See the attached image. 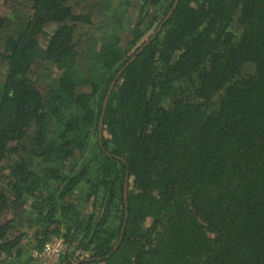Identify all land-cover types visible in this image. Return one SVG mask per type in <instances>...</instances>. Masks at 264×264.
I'll list each match as a JSON object with an SVG mask.
<instances>
[{"label":"trees","instance_id":"1","mask_svg":"<svg viewBox=\"0 0 264 264\" xmlns=\"http://www.w3.org/2000/svg\"><path fill=\"white\" fill-rule=\"evenodd\" d=\"M175 1L0 0V264H264V0Z\"/></svg>","mask_w":264,"mask_h":264},{"label":"built area","instance_id":"2","mask_svg":"<svg viewBox=\"0 0 264 264\" xmlns=\"http://www.w3.org/2000/svg\"><path fill=\"white\" fill-rule=\"evenodd\" d=\"M66 241L63 237H52L42 250L34 252L32 264H58L64 254Z\"/></svg>","mask_w":264,"mask_h":264},{"label":"water","instance_id":"3","mask_svg":"<svg viewBox=\"0 0 264 264\" xmlns=\"http://www.w3.org/2000/svg\"><path fill=\"white\" fill-rule=\"evenodd\" d=\"M178 3H179V0H176L175 3H174V5H173V7H172V9H171V11L169 12L167 18L173 13V11H174L175 8L177 7ZM159 30H160V29H158L157 32H158ZM157 32H156V33H157ZM156 33L154 34V36L156 35ZM152 40H153V38H149V39L147 40V42L144 44V46H142V47L140 48V50L137 52V54L140 53L141 51H143L144 47H145L146 45H148ZM135 58H136V56H133V57L131 58V60H129V62L127 63V66H129V65L134 61ZM120 73H121V72H119V74H118V75L116 76V78L113 80V83L111 84V88H112V89H113V87H114V84H115V82H116L117 77L120 76ZM109 94H110V92H109ZM109 94H108V96H107L106 99H105V102H104V109H103L102 116H101V118H100V122H99V140H100L101 142H102V139H103L104 115H105V111H106V107H107V101H108V98H109ZM127 190H128V184H127V182H126V184H125V205H126V206H127ZM119 243H120V242H119ZM119 243L115 246V249L117 248V246L119 245ZM85 261H89V259H81V260H79V261L73 262L72 264H81L82 262H85Z\"/></svg>","mask_w":264,"mask_h":264},{"label":"rangeland","instance_id":"4","mask_svg":"<svg viewBox=\"0 0 264 264\" xmlns=\"http://www.w3.org/2000/svg\"><path fill=\"white\" fill-rule=\"evenodd\" d=\"M73 6H74L75 12H77V13H79V12L83 13V11H84V12L92 15V19H93V22H94L95 26L93 28L92 27L91 28L85 27L82 30L85 33H93L96 30L97 24L98 25L100 24V19L102 17H104L105 14H102V12H101V10H99V8H97V9L96 8L95 9L89 8L88 5H87V3H84V4L79 5V6H76V5H73ZM82 30H78L77 33H81L80 31H82ZM52 31H53V27H50L48 33L51 34ZM47 41H48L47 37L43 38L41 40V45L42 46H45ZM48 79H49V77L47 79L41 81V84L42 85H47L48 82H49Z\"/></svg>","mask_w":264,"mask_h":264},{"label":"crops","instance_id":"5","mask_svg":"<svg viewBox=\"0 0 264 264\" xmlns=\"http://www.w3.org/2000/svg\"><path fill=\"white\" fill-rule=\"evenodd\" d=\"M35 243V242H34Z\"/></svg>","mask_w":264,"mask_h":264}]
</instances>
